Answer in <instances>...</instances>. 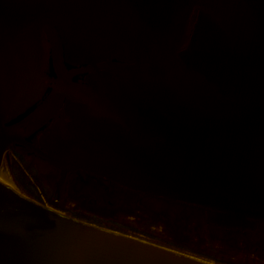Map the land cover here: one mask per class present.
Listing matches in <instances>:
<instances>
[{
	"label": "water",
	"instance_id": "95a60500",
	"mask_svg": "<svg viewBox=\"0 0 264 264\" xmlns=\"http://www.w3.org/2000/svg\"><path fill=\"white\" fill-rule=\"evenodd\" d=\"M51 114L37 146L23 138ZM12 143L53 168L56 195L64 178V197L86 196L56 206L212 255L202 230L262 249L264 0H0V264H218L55 210L8 160Z\"/></svg>",
	"mask_w": 264,
	"mask_h": 264
},
{
	"label": "rangeland",
	"instance_id": "374dc122",
	"mask_svg": "<svg viewBox=\"0 0 264 264\" xmlns=\"http://www.w3.org/2000/svg\"><path fill=\"white\" fill-rule=\"evenodd\" d=\"M12 160V165L16 168V170L19 172V174L22 176V178L24 179L25 183L27 184L28 187H30L31 189H33L34 191H36L37 193H39L44 200L46 201V203H48L51 207H53L55 210L75 217V218H79V219H83L86 221H90L93 222L97 225H100L102 227H105L107 229L110 230H114L120 233H124V234H128V235H132L135 237H138L140 239H143L145 241L154 243V244H158L164 247H168V248H172L174 250H178L180 252L195 256V257H199L208 261H212L214 263L215 262L212 257L215 258H219L221 260H225V262H229L231 264H264V246L262 247V249H258L255 248V252L252 251H248L246 249H243L245 247V244L243 242H238V247H233V246H229L225 243H218L216 241H212L211 239L208 238V235L206 233H204V230H202L201 232V237L203 238L202 244L203 246H205L207 248L208 251L214 253L215 255L209 254L207 252H204L202 250L199 249H195L192 248L189 243L186 244H179L170 240H166V239H162L158 236H155L137 226L134 225H130L128 223L125 222H121V221H117L111 218H107V217H103L99 214L93 213L88 209H84V208H78L77 206H68V207H59L56 205H52L51 201L53 196L50 194V190L47 188V186H45L44 183L39 182V180L37 179L38 176L36 175V173L34 172V170L31 168V165L29 164V162L26 159H23L21 157H16L15 159H11ZM86 198V196L83 197V200ZM65 199V198H64ZM66 203L68 202H74V200L72 199H65L64 200ZM138 199H136L134 201V204L137 205L138 207L144 209V207H142L140 204L137 203ZM126 208H129L128 206H126ZM146 211L150 212V210L146 209ZM135 213H138L141 215V217H145L147 219H149V216H147L144 212H141L138 209H134ZM158 218H162L165 219L164 216H160L157 215ZM129 217V218H128ZM130 218H134V216L132 214H120L119 219L120 220H124L127 222H131L134 224H137L138 226L145 228V229H156L158 226L164 227V224L159 220H153L150 219V221L146 220V219H141L140 220L139 217H135V220H131ZM138 219V220H136ZM175 224L178 225V222L176 220H174ZM198 230H200V227L198 226ZM181 234L185 233L187 234L188 237H191L193 242H197V229H187V230H180ZM194 233V234H193ZM214 233H211V235H213ZM208 243L212 244V245H217L220 246L219 247H215L212 245H208ZM236 250V251H235ZM237 250L242 253V254H247L249 256H251L252 258L256 259H252L250 257H246L242 254H239L237 252ZM220 264V263H218Z\"/></svg>",
	"mask_w": 264,
	"mask_h": 264
},
{
	"label": "flooded vegetation",
	"instance_id": "af4514ba",
	"mask_svg": "<svg viewBox=\"0 0 264 264\" xmlns=\"http://www.w3.org/2000/svg\"><path fill=\"white\" fill-rule=\"evenodd\" d=\"M193 17L194 16L192 15V18ZM49 66H50V63L48 62L47 69L45 70V73L49 77L53 78L54 75H53L52 71H49V69H48ZM65 66H66V69H74V68L83 67V65H74L73 66V65H68V64H65ZM50 69H51V67H50ZM85 73H86L85 71H82V72H78V73L72 74L71 80L74 81V82L81 83L83 81V76L85 75ZM48 91H49V89H48V87H46L44 93L42 94V96L39 99H37L36 101H34L28 107L24 108L18 115H16L15 117L11 118L5 125H12V124L20 121L22 118H24L28 114H30L45 99V97L48 94ZM55 113H59L60 116H61V118L64 119V120H67L68 119V116L63 111V102L60 103V105L55 109ZM59 114H57L55 118H54V114H51L48 118H46V120L43 123H41L40 126L36 127L34 130H32L31 132H29L27 135H25V136L22 135L23 138L26 141H28L30 144H32L34 146H37L36 145L37 144V140H38V137L41 135L42 130H45V128H47L49 126V124L52 122L53 118H54V120L60 118ZM38 131H40V132H38ZM34 138H35V141H34ZM7 155H8V160L10 161V163H12V160L11 159H15L16 157H21L23 159H26L29 162V164L31 165V168L34 170V172L38 176L37 179L39 180V182L41 183V185H42V183H44L45 186H47V188L50 190V194L53 196V198L54 197H57V199H62L64 197V195H65V192H63L64 178H62V180L60 179L61 180V183L59 181V183H60L59 192L56 195V193H54V190L56 189V185L52 189L51 186H49V184L47 183V179L50 177V175L52 173H55L52 170L53 168L51 166H49V168L44 173H41V172H39L37 170L36 167L37 166H40V161L44 162L43 159H41L37 155L33 154L32 152H30L25 147L20 146V145H16L14 143H12V144H10L8 146ZM64 174L66 176L68 174V172H66ZM84 176L87 177V178H89L88 175H84ZM58 178H59V174H58ZM58 178H57V180H58ZM79 179L80 180H83L82 178H79ZM90 180L96 182V179L95 178L90 177ZM56 184H57V182H56ZM85 184L88 185V181H85ZM97 184H99V182H97ZM42 187H43V185H42ZM91 187L94 190H97V187L94 184H91ZM84 196H85L84 194L78 193L75 197H73L72 200H74L75 203L76 202H81L83 200V197ZM64 198L65 199H68V196H65ZM51 204L52 205H55L53 201H51ZM74 206H76V205H73L72 207H74Z\"/></svg>",
	"mask_w": 264,
	"mask_h": 264
},
{
	"label": "trees",
	"instance_id": "16d2710c",
	"mask_svg": "<svg viewBox=\"0 0 264 264\" xmlns=\"http://www.w3.org/2000/svg\"><path fill=\"white\" fill-rule=\"evenodd\" d=\"M48 69H49V71H51L50 66L48 67ZM212 259H213L215 262L220 263V264H231V263H229V262L227 263V262H225V260H221V259H219V258L212 257Z\"/></svg>",
	"mask_w": 264,
	"mask_h": 264
}]
</instances>
